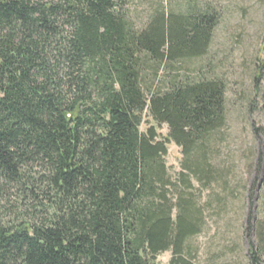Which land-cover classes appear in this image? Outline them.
<instances>
[{
    "label": "trees",
    "instance_id": "1",
    "mask_svg": "<svg viewBox=\"0 0 264 264\" xmlns=\"http://www.w3.org/2000/svg\"><path fill=\"white\" fill-rule=\"evenodd\" d=\"M125 4L0 0V264H154L165 252L196 264L194 183L216 180L208 143L225 125V87L155 82L206 54L218 17L159 9L139 31ZM170 144L183 157L174 180ZM260 214L248 264H263Z\"/></svg>",
    "mask_w": 264,
    "mask_h": 264
},
{
    "label": "rangeland",
    "instance_id": "2",
    "mask_svg": "<svg viewBox=\"0 0 264 264\" xmlns=\"http://www.w3.org/2000/svg\"><path fill=\"white\" fill-rule=\"evenodd\" d=\"M125 1L123 12L139 31L159 9L186 13L194 7L218 17L206 54L166 65L155 87L175 75L223 82L225 125L208 143L216 180L206 189L194 183L195 196L204 205V228L187 245L196 264H248L249 245L256 243L255 227L264 211V78L255 84L264 62V0ZM147 75L150 82L153 75ZM167 132L162 125L159 133ZM182 159L181 150L170 144L165 162L173 180ZM171 257V252L161 253L154 264H169Z\"/></svg>",
    "mask_w": 264,
    "mask_h": 264
}]
</instances>
